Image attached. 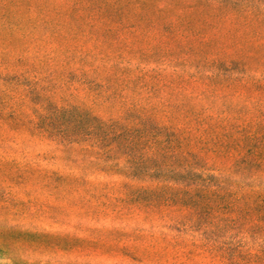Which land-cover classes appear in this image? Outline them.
Wrapping results in <instances>:
<instances>
[{
	"label": "rangeland",
	"instance_id": "rangeland-1",
	"mask_svg": "<svg viewBox=\"0 0 264 264\" xmlns=\"http://www.w3.org/2000/svg\"><path fill=\"white\" fill-rule=\"evenodd\" d=\"M105 1L135 13L142 0H48V6L42 0H0V190L14 198L0 200V264L132 263L133 258L118 250L126 242L111 232L117 226L133 235L144 230L145 244L158 242L165 264H232L229 252L239 243L244 253L260 250L263 233L253 228L245 232L228 222L217 227L230 251L189 252L188 246L163 250L164 242L153 237L160 238L167 221L159 213L148 215L121 203L114 209L108 201L124 191L117 185L108 188L121 178L102 172L103 160L98 165L93 156L81 154L80 145L85 144L60 146L36 123L56 119L54 125H59L62 117L52 115L55 109L72 104L93 110L107 125L118 118L133 126L139 117L127 116L130 111L166 119L170 110H177L176 126L188 146L185 154L193 151L203 157L198 172L225 177V185L238 186L240 192H264V144L255 154L237 145L264 125V8L259 6L257 13L227 5L217 16L199 14L194 26L206 22L198 35L177 21L178 14L184 19L192 15L195 0H171L176 8L166 19L174 23L173 33L158 24L134 30L100 21L98 8ZM199 1V6L215 7L224 0ZM96 26L98 34L93 32ZM191 46L194 51L188 50ZM238 49L260 59L251 58L254 67L234 81L238 73L229 60ZM187 109L197 114L187 116ZM210 124L213 130L205 132ZM242 156L248 165L236 161ZM29 166L42 171L29 173ZM47 169L72 171L89 185L61 188L45 176ZM162 209L187 210L179 205ZM90 227L99 229L102 240L88 254L92 247L74 239L94 240ZM62 237L72 246L58 243Z\"/></svg>",
	"mask_w": 264,
	"mask_h": 264
},
{
	"label": "trees",
	"instance_id": "trees-1",
	"mask_svg": "<svg viewBox=\"0 0 264 264\" xmlns=\"http://www.w3.org/2000/svg\"><path fill=\"white\" fill-rule=\"evenodd\" d=\"M42 1L44 5L50 4L48 0ZM177 1L182 4V0ZM156 3L151 0H142L139 4V12L130 13L126 5L105 1L98 8V18L100 21L105 18L109 23L129 26L134 30H144L149 24H158L163 30L173 33L174 23L168 21L166 16L175 11V4L171 0H164V4ZM199 4V0L193 2L194 11L187 19L181 18L178 14L179 25H183L188 33L202 35L200 28L206 20H203L201 26H194L195 21H200L199 14L209 12L208 15L217 16L218 13H223L227 5L236 11L247 6L257 13H259V6L264 8V0H224L215 7L211 4L203 6ZM99 27H94L93 32L98 34ZM111 31L112 28H109L104 34ZM255 32L258 33V30ZM204 43L208 44L209 41ZM188 50L194 51L195 48L191 46ZM240 51L244 50L238 49L229 60L234 63V71L238 73L234 76V81L246 77L254 67L255 64L250 62L251 58L260 59L258 54L247 56ZM217 62L223 66L222 59H218ZM214 77L217 78V76ZM184 112L187 116L197 114L193 109H187ZM52 115L62 117L59 125H54L58 122L56 119L51 123L41 119L36 126L60 146L85 144L80 145L81 154L93 156L97 164L103 160L104 165L99 167L100 170L107 176L118 175L121 178L108 189L115 190L114 186L117 185L121 186L124 192L115 196L114 200H109L108 204L117 210L121 203L131 207L132 210L147 211L148 215L159 213L167 221L161 226L160 238L153 237L155 240L160 239L164 242L163 250L188 246L190 247L189 252L195 249L210 254H216L219 250L230 251L231 247L225 245L221 240L222 236L218 233L221 229L217 226L223 222L239 225L244 228L245 232L253 228L256 233L264 234V192H240L241 188L238 186L234 188L226 186L225 177L198 172L199 163L203 162V157L193 151L185 154L184 148L188 146L181 138L182 129L176 126L179 120L177 110H170L166 119L157 118L151 113L140 115L130 111L127 116L139 117V121L133 126L124 124L118 118L114 119L113 125H107L103 116L96 115L93 110L81 108L75 104L55 109V114ZM214 126L210 124L204 129L205 132L212 131ZM242 141L237 145L246 147L249 154H255L259 149V144H264V125H258L255 131L246 134ZM243 158L236 161H243L248 165L249 161L245 160V156ZM36 170L40 169L28 167L29 173ZM45 172V176L61 188H70L75 183L89 185V181H84L72 171L59 173L47 169ZM22 178L27 181L29 176L25 175ZM132 181L140 183L134 184ZM0 200L8 203L14 198L3 194L0 190ZM13 204L16 205L17 201L15 200ZM165 205L184 206L187 210L179 213L174 210L164 212L162 208ZM88 230L91 231L94 240L76 238L74 243L80 246L87 244L86 247H92L88 252L91 254L101 243L102 238L97 235L98 228L90 227ZM111 232L116 233L118 241L123 238L126 242L118 246V250L134 259L128 264H165L162 262L163 252L158 251L159 243L156 242L151 246L145 244L147 235L144 230L133 235V232L128 231L127 228L117 226L113 227ZM57 241L67 247L72 246V243L68 245L69 240L64 237ZM103 242L105 243V240ZM242 247L244 244L239 243L229 252L232 255L230 259L232 264H264V247L254 253H244Z\"/></svg>",
	"mask_w": 264,
	"mask_h": 264
}]
</instances>
